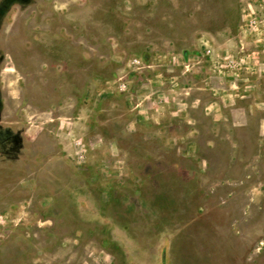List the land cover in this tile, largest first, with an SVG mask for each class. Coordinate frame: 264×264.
I'll list each match as a JSON object with an SVG mask.
<instances>
[{"label": "rangeland", "instance_id": "1", "mask_svg": "<svg viewBox=\"0 0 264 264\" xmlns=\"http://www.w3.org/2000/svg\"><path fill=\"white\" fill-rule=\"evenodd\" d=\"M0 264H264V0H0Z\"/></svg>", "mask_w": 264, "mask_h": 264}]
</instances>
